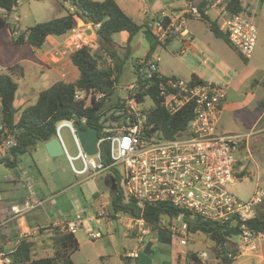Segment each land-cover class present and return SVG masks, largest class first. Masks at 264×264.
<instances>
[{
  "label": "built area",
  "instance_id": "obj_1",
  "mask_svg": "<svg viewBox=\"0 0 264 264\" xmlns=\"http://www.w3.org/2000/svg\"><path fill=\"white\" fill-rule=\"evenodd\" d=\"M188 14L197 16V9L191 7L181 11L175 18L167 17L169 22L164 26L161 19L166 16H162L154 27L158 39L163 42L168 36L176 34L184 38ZM14 20L15 23L7 28L10 38H15L20 33L17 27L19 18L15 17ZM223 30L238 55L244 59L250 58L258 38L256 26L241 13L225 19ZM71 32L74 33L75 29ZM83 35L80 37L83 45L97 48L94 42L86 39V34ZM158 63L157 56L143 57L137 61L136 71L143 79L159 80L153 89L161 98L160 105L170 114L183 109L188 103L194 104V116L186 131L179 133L182 134L180 137H158L159 132L153 131L155 123L147 116L151 109V97L146 95L143 101L138 100L135 97L138 86L135 84L126 88L120 104L112 107L107 112V120H103V117L100 129L96 128L98 151L95 155L89 156L82 150L73 127L75 121H60L55 126L54 137L59 141L75 176L87 180L111 171L115 166H121V200L124 203L133 201L140 210L138 214H134L131 209L133 215L123 211L114 212L110 200L101 202L95 215L86 220L94 221L98 229L87 227V236L91 240L100 239L102 220L113 214L115 220L122 221L127 236L136 240L135 249L123 254L133 264L148 244L155 246L158 242L157 238L151 235L152 225L144 217L143 206L166 203L180 212L176 215L162 213L157 227L169 233L178 245L186 246L193 235L188 230V223L184 218L185 212H191L218 224L224 228L223 231L231 227L239 231V235L227 238V243L216 245L218 251L228 248L220 255V259L213 253L216 264H225L222 258L232 260L256 253L257 244L264 242V232L256 231L250 225L258 216L259 208L264 205V191L257 189L250 199L240 200L228 189L242 179L241 171L236 167L235 153L245 136L217 132L218 119L225 100V88L211 83L191 84L190 80L164 76L160 74ZM113 64V60L108 58L107 67H113ZM150 89L151 85L146 84L144 91ZM90 98L91 95L84 90H76L74 93V100L84 102L85 105L90 103ZM81 122L85 123V119ZM62 128H67L72 137L77 150L74 158L68 153L61 138ZM13 143L11 131L0 125V144ZM104 158L109 159L108 165L104 164ZM75 160L80 162V168L74 165ZM39 204L28 199L21 207L13 206L11 211L14 216H22ZM120 216L124 217L123 220ZM83 224L84 219L77 215L72 220L53 223L52 227L61 232L75 234ZM233 237L238 239L234 241ZM20 241L19 238L14 245ZM203 257L204 254L197 255L199 260ZM11 261L10 255L0 252V264H11Z\"/></svg>",
  "mask_w": 264,
  "mask_h": 264
},
{
  "label": "trees",
  "instance_id": "obj_2",
  "mask_svg": "<svg viewBox=\"0 0 264 264\" xmlns=\"http://www.w3.org/2000/svg\"><path fill=\"white\" fill-rule=\"evenodd\" d=\"M23 0H0V32L9 27L7 18L18 11L19 5ZM71 9L65 8V15L54 18L43 23H37L25 31L19 33L15 38H11L13 45L27 44L34 49H41L47 37H59L70 33L76 27V19L84 24L91 25L95 29L98 50L92 51L88 46L82 45L69 54L70 63L78 70V78L74 82L58 81L47 89L37 94L33 105L23 109H15L13 103L17 96L18 85L13 78L23 77V71L19 65L7 68L6 73H0V125L11 131L13 144H0V165L6 168H15L21 155L31 154L39 144H42L55 135V126L64 120H73L82 129L101 127V120H107V112L112 107L120 104L121 96H117L113 104H107L115 95L117 81L121 74L123 59L116 56L113 49L115 42L114 36L126 32L128 34L126 51L129 53V44L133 37L142 32L149 39V50L145 58H149L153 51L160 46L165 48L167 44L177 36H168L161 42L153 34L152 28L146 22L137 24L129 17L124 9L115 0H69ZM208 4V0H200L197 6V16L203 21L216 38L221 39L230 48L234 49L225 32L221 31L216 22L211 21L203 11ZM225 12L230 17L234 14L243 13L241 0H222ZM191 15H186L190 17ZM160 21V19L158 20ZM169 18L161 19V23L166 25ZM179 36V35H178ZM108 55L114 64L113 67L100 68L99 59H104ZM137 59L132 63V68L137 76L135 85L138 86L136 98L142 100L146 95L151 97V109L147 112L149 120L155 123L153 131H158L161 139H173L179 133L185 132L189 121L194 116V104L188 103L183 109L174 114H170L160 105L161 98L155 93L157 78L143 79L138 75ZM191 84H204L196 76L190 78ZM146 84L151 85L149 91H144ZM76 90H84L91 95L90 103L74 100ZM14 109V111L11 110ZM19 113V114H18ZM16 114L18 117L16 118ZM85 119V123L81 120ZM109 159L104 158V164H109ZM242 176V175H241ZM111 208L114 212H128L133 215V211L124 203L123 197L117 190L109 191ZM120 201V202H119ZM180 210L174 209L166 203L145 204L143 214L145 219L152 225V236L157 238L158 246H169L173 239L170 234L157 227V222L162 213L176 215ZM185 221L188 223V230L192 234H203L213 243L215 257L220 259L228 248L221 251L216 249V245L227 243L229 240L223 236V227L214 222L203 219L191 212H185ZM256 231L264 232V211H260L258 216L250 225ZM53 257L32 259V243L28 239L21 240L14 245L11 264H56L62 261L63 264H73L70 256L79 250V243L75 234L61 232L57 229ZM155 248L148 244L145 250L139 254L133 264H153ZM186 258L194 264H200L196 254L188 253ZM124 264H132L125 256H121ZM225 264H232L235 259L225 260ZM218 264V263H217Z\"/></svg>",
  "mask_w": 264,
  "mask_h": 264
},
{
  "label": "rangeland",
  "instance_id": "obj_3",
  "mask_svg": "<svg viewBox=\"0 0 264 264\" xmlns=\"http://www.w3.org/2000/svg\"><path fill=\"white\" fill-rule=\"evenodd\" d=\"M101 2L103 0H94ZM119 2L121 0H115ZM128 1V0H125ZM130 8L125 2L121 4L125 13L139 24V18L143 15V11L146 10L149 15L152 11L175 8L176 14L181 12L178 8L184 7L185 0H172L173 3L164 5V2L169 0H129ZM133 5V9H132ZM66 9H71L69 0H23L18 8V11L12 13L7 18V23L12 26L15 23L14 18L18 17L20 26L23 31L27 28L37 24L49 21L54 18H59L65 15ZM255 11H250L248 14H243L256 26L258 30L259 40H264V4L258 3L254 6ZM178 16V15H176ZM175 16V17H176ZM173 17V18H175ZM17 23V27H18ZM178 24V22H177ZM197 30L196 35L203 41H210L212 45H223L221 39L216 38L209 30L208 26L204 22L196 23ZM223 26V24H222ZM155 27V25H154ZM222 29V27H221ZM7 28L0 32V73H6L7 68L14 65H19L23 71V77L13 78L18 85L17 96L14 101V108L20 110L31 106L35 103L37 94L50 87L53 83L62 81L63 77L55 71V66H46L38 60L40 51L31 48L27 44L13 45L6 36ZM155 33V28L152 30ZM89 41V39L86 37ZM187 37H179L178 34L163 48L159 45L154 51V56H159L160 61L158 64H165L166 66H182L184 68V43L187 42ZM113 41L116 44L120 43V37L114 36ZM97 48H91L92 51L98 50V44L95 41L94 45ZM83 43L78 41V44L71 46L79 48ZM95 45V46H96ZM150 45L149 39L144 33L140 32L133 37L129 44V53L127 51L120 50L117 47H113L116 52V56L123 59L121 66V74L117 81L115 95L107 104H113L117 96L123 97L125 95L126 88L135 84L137 76L132 68V63L137 59H141L145 56ZM60 52V51H59ZM119 53V55H118ZM64 61L67 63L64 66V71L67 68H73L69 62L68 55H64ZM236 58H238L235 55ZM108 55L104 56V59L98 60L100 68L108 66ZM74 69V68H73ZM75 70V69H74ZM78 75V72H77ZM70 75H64L65 80H70ZM184 79V76H181ZM18 114H16V118ZM61 138L67 148L68 153L72 158L76 156L77 150L73 143L72 137L69 134L67 128L60 130ZM41 145H38L31 154H25L18 159V167L12 169V172H16L19 175L26 172L27 181L25 188L19 183H16V187H12L11 183H4L2 181L3 172L7 171L4 167H0V200H8V203H15L19 205L18 199L31 191L36 193L37 199L44 201L41 208L36 209L31 215L38 216V222L42 225L48 224V219L53 220L61 219H74L77 215L84 219L83 227L77 230L75 236L79 243V250L71 256L73 264H123L119 257L122 248H134L136 246V240L126 238L125 228L122 221L115 220V216L110 214L102 220L101 233L102 237L97 240H91L86 234V228L91 227L93 230L98 229V225L93 222L86 221L95 215L97 206L95 203L94 192L95 185L100 187L105 193H109V188L104 184V176L110 175L116 180L117 191L121 189V176L123 168L121 166H115L113 170L97 175L93 179L86 180L84 177H75L71 171L70 166L65 160L60 157L50 158L45 157L42 153ZM235 157L241 162L246 163L249 159L244 160L246 155L236 151ZM60 158V159H56ZM76 168H80V162L78 160L73 161ZM258 170H255L252 165L248 168V175L242 177V179L236 181L233 186H229V191L240 200H248L253 193L260 189L264 191V159L258 158ZM33 164H36L41 171L43 178L38 175ZM34 177V178H32ZM28 187V189H27ZM36 200V198H35ZM110 200V199H109ZM37 201V200H36ZM35 201V202H36ZM21 207V206H19ZM59 212L62 216H59ZM48 219H47V218ZM123 216L120 219L123 220ZM114 219V220H113ZM108 220V221H107ZM111 220V221H110ZM53 223V222H52ZM234 241L238 238L233 237ZM34 249L32 250V256H47L51 257L53 254V246L51 239L43 240V244L38 240H35ZM155 253L153 255L154 264H194L186 258L188 253L204 254L203 259L200 260V264H216L214 261L213 243L207 239L203 234H193L186 246H180L177 242L173 241L169 246L160 245L158 243L154 246ZM164 250H162V249ZM39 249L38 251H36ZM43 250L41 254L40 250ZM56 264H63L62 261H58ZM233 264H254L253 258L245 255L236 258Z\"/></svg>",
  "mask_w": 264,
  "mask_h": 264
},
{
  "label": "crops",
  "instance_id": "obj_4",
  "mask_svg": "<svg viewBox=\"0 0 264 264\" xmlns=\"http://www.w3.org/2000/svg\"><path fill=\"white\" fill-rule=\"evenodd\" d=\"M221 1L222 0H208V4L206 5L203 13L211 21L216 22L219 29L224 32L222 24L224 20L229 16L225 12L223 6H221ZM241 1L243 12L247 14L250 11H255L254 6H256L258 3H261L262 5L264 4V0ZM125 2H128L126 4L130 8L131 3L129 0H121L117 3L121 6V4ZM199 2L200 0H185L184 7L178 8L177 10L186 11L191 7L197 9ZM170 3H173V1H166L164 2V5H169ZM165 10L166 9L152 11L151 15H149V13L144 10L143 15L139 18V24H143L144 22H146L148 26L153 30L154 25L162 16L173 18L180 13L179 12L176 14V12L173 11L175 10V8H170L169 11ZM262 16H264V12H262ZM197 22H201V20L195 15H191L190 17L186 18L184 29L186 31V36L184 38L187 37L188 40L186 39L187 42L184 43V51L181 50V52H184V68L182 66L178 67L158 64L159 71L160 74L164 76H176L182 79L183 77L181 76H184V80H190V78L194 75L204 84H218L225 88V100L218 119L217 132L220 134L228 133L245 136L238 144V151L246 155V157H244V160L249 159V161L244 163L235 157L236 167L241 171L242 177H244L249 174L248 168L251 165L252 170L253 168L255 170H258V158L264 159V40H259L258 36L256 46L252 55L250 56V58L244 59L238 55L235 49L230 48L222 40V46L218 44H215L217 46H214L210 41H203L201 38H199L196 35ZM20 28V23H18L19 32H22L23 30ZM83 33L86 34L89 41H96L95 29L91 25L84 24L81 20L76 19V27L74 33L70 32L64 36L59 37H47L43 47L41 49H36L40 51L38 60L46 66L54 65L55 71H57L59 75L63 77V82H74L78 78V70L71 63L70 64L75 70L73 68H67V70L64 71V66L67 65V63L64 61V55L66 54L69 56L71 52L77 49L74 48L72 50L71 46H73L74 44H78V41L80 42V37L84 36ZM6 36L11 41L8 31L6 32ZM118 36L120 37L121 41L119 44L115 43L114 47L126 51L125 47L127 44L128 34L126 32H121L118 34ZM235 55L238 58H236ZM65 74L70 75L72 79L65 80ZM18 109H20V107ZM40 145L42 153H44V155H47L43 147V143ZM45 157L47 158L49 156L47 155ZM59 157L65 160L69 165L68 159L64 154ZM50 158L51 157H49L48 159ZM33 165L35 167L34 171H37L36 173L38 174L34 177L36 178L38 176L39 178H43L44 176L41 174L38 166L36 164ZM0 167L4 166L0 165ZM4 168L7 169V171L3 172L2 174V181L4 183H11L12 187L14 188L16 187L15 184L19 183L23 188L26 189L25 185L27 181H23L27 180L25 177L27 174L26 172H23L19 175L18 173L11 171L15 168ZM103 176L104 175H101L100 177ZM108 176L109 175L104 176V182ZM94 188L95 192L93 196L95 198V203L98 210L100 203L109 201L110 197L109 193H105L97 185H95ZM35 198L37 201L35 200ZM28 199H31L35 204H40L22 216H14L11 208L13 206H22L23 203ZM18 201L19 205L15 203H8V200H0V252L7 255L12 254L14 244L19 238L20 240L28 239L32 243V250L34 249L35 240H39L41 244H43V240L51 239V244L53 246V254L51 257H53L55 252L54 241L55 237L57 236L58 230L56 228H53L52 224L62 223L72 219L59 218L57 220H53V218L48 219L46 217L49 223L44 224L46 222H43L42 225H40V223L38 222V216L36 214H31L36 209L41 208L44 201L37 199V195L36 193L34 194L33 191H31L30 193L28 192L24 196L20 197ZM260 211H264V205L259 208V212ZM59 216H62L60 212ZM37 229L38 231H36ZM124 236L126 238H131V236H127L126 230ZM135 247L136 246H134V248ZM131 249L133 248L129 249L127 247H123L121 254L119 253L120 259L125 251ZM32 250V259L48 258L47 256L33 257ZM38 250L39 249H37L36 251ZM40 252L41 254H43L44 251L41 249ZM245 256L253 258L254 264H264V242H259L257 244L256 253L247 254Z\"/></svg>",
  "mask_w": 264,
  "mask_h": 264
},
{
  "label": "water",
  "instance_id": "obj_5",
  "mask_svg": "<svg viewBox=\"0 0 264 264\" xmlns=\"http://www.w3.org/2000/svg\"><path fill=\"white\" fill-rule=\"evenodd\" d=\"M14 111L13 108H11ZM76 137L80 143V146L84 153L89 156L95 155L98 151L97 149V142H98V130L96 128H86L82 129L79 127L78 123L74 122L73 124ZM182 134H178L177 136L180 137ZM43 147L47 153V155L51 158L59 157L63 155V150L57 138L53 137L50 140L43 143ZM106 187H109V191L115 192L116 191V183L114 178H110L109 183L104 182ZM120 202V201H119ZM127 207L133 209L134 214L139 213V208L135 206L133 201L127 203ZM239 235V231L235 227H231L223 232V236L225 238H230L231 236ZM11 255V260H13V254Z\"/></svg>",
  "mask_w": 264,
  "mask_h": 264
},
{
  "label": "flooded vegetation",
  "instance_id": "obj_6",
  "mask_svg": "<svg viewBox=\"0 0 264 264\" xmlns=\"http://www.w3.org/2000/svg\"><path fill=\"white\" fill-rule=\"evenodd\" d=\"M110 178H111V177L108 176V177L105 179V182H106V183H109ZM108 188H109V187H108ZM116 190H117V189H116Z\"/></svg>",
  "mask_w": 264,
  "mask_h": 264
}]
</instances>
